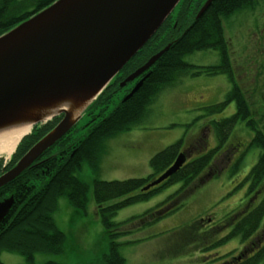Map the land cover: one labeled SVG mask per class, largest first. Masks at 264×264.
I'll return each instance as SVG.
<instances>
[{
  "label": "trees",
  "instance_id": "16d2710c",
  "mask_svg": "<svg viewBox=\"0 0 264 264\" xmlns=\"http://www.w3.org/2000/svg\"><path fill=\"white\" fill-rule=\"evenodd\" d=\"M54 1L0 0V35ZM255 2L256 0H213L198 19L192 20L197 11V6L193 9L191 15L189 14L191 24L182 35L176 34L175 36L172 29L168 33L163 32L174 23L169 18L158 30L156 36L149 40L136 56L126 63L118 76L86 109L84 116L88 115L91 118L88 123L79 129L82 132L81 135L74 138L72 136L73 130L69 132L53 148L38 158L30 168L0 190V201L10 196L14 199V205L8 216L0 224V253H14L24 258V264H33V255L36 253L61 252L64 235L54 225L52 213L61 197L67 198L75 210H84L87 187L76 176L82 163L85 162L94 167L101 142L116 133L130 130L131 126L140 121L146 108L160 91L172 86L177 78L188 73L191 66L184 61L187 55L199 51H218L221 56L220 67L201 68V70L210 75L227 72L229 69L227 60L228 43L224 37L222 19L253 6ZM181 5L178 17L175 20L177 27L185 25L188 20L186 16L192 10L189 0H183ZM167 44H170L169 49L148 69L146 73L148 76L138 92L125 102L122 101V98H119L118 102L114 104V108L105 115L108 104L112 102V98L120 90L118 87L120 81L136 71L149 57L159 52ZM120 91L123 92V95H126L130 89ZM236 98V114L219 124H214V132L220 145L226 142L236 121L239 119L244 120L248 115L247 105L242 96L238 93ZM225 106L226 102L212 106L209 110L210 112H219ZM58 121L59 119L56 118L45 125L34 127L31 134L19 143L9 167H12L26 153V150L45 136ZM203 144V140L194 141L188 147L186 155L193 151L198 153L202 150ZM252 145L260 147L262 150L257 165L253 167L248 176V179L252 181V185H255L260 182L264 175V136L257 132ZM182 148L183 143L178 142L156 153L149 160L152 175L147 179L111 182L95 181L93 183L92 198H94L97 214L101 218L100 222L108 239V253L103 257L106 264H125L117 253L118 244L113 239L125 234L118 232L126 222L114 224L110 221V217L118 210L143 199L145 200L160 188L182 183L180 191L170 198H177L176 201H178L203 181V179L195 180L210 166L216 153L215 150L186 162L177 173L151 192L138 193L113 205V207L103 206L108 201L121 199L133 194V192H139L144 184L163 174L172 165L177 155L183 151ZM215 170H211L210 175L215 174ZM183 191L186 192L179 196ZM150 213L148 212L144 216L150 218L152 216ZM263 214L264 199L250 213L248 212V214L238 219L226 239L237 236L244 243H249V240L256 234ZM180 240H183V237H180ZM252 248L253 246L248 244L244 252L248 253ZM261 262H264V245L250 257L245 260L242 259L241 263L237 264H261ZM0 264L2 263L0 262ZM45 264L55 263L47 262Z\"/></svg>",
  "mask_w": 264,
  "mask_h": 264
},
{
  "label": "rangeland",
  "instance_id": "374dc122",
  "mask_svg": "<svg viewBox=\"0 0 264 264\" xmlns=\"http://www.w3.org/2000/svg\"><path fill=\"white\" fill-rule=\"evenodd\" d=\"M177 9L173 12L172 16L176 13ZM222 26L224 37L229 41L230 49L233 52V58L237 63L242 64L244 72V80L242 83L243 94L249 93L252 95V100L258 99L259 91L264 81V0H256L255 4L251 7L245 8L239 12H235L232 15L222 19ZM213 51L194 52L191 55H187L184 61L188 64L195 65L196 69H189L185 76L177 78L172 86L163 89L157 94L154 100L151 102V106L148 108L144 118L139 124L130 127V130L114 134L113 136L106 138L100 145V150L95 163L92 167L88 163H82L80 170L76 173L77 178L86 185V204L84 210L77 211L69 203L67 198L61 197L57 201L56 208L52 213V221L56 228L64 235V243L62 245L61 252L59 253H36L33 255V264H45L47 262H53L55 264H106L103 262V255L108 253V240L104 234L103 225L96 214L94 198L93 197V183L95 181H124L128 179H142L147 178L150 175L148 162L152 156L164 148L178 142L179 138L185 136L191 138V129L200 123L207 121H218L223 118H228L234 113L235 101H230L225 109L220 113L205 114L201 109L202 105L193 106L192 103L197 104L196 97L198 93L207 85L205 82H201L197 87L190 73L198 71L200 66H212ZM263 53V54H262ZM216 55V52L214 53ZM217 61L215 60L216 64ZM190 77V78H189ZM203 78H199L198 81ZM183 87L185 89H183ZM214 90L215 104L219 100H224L226 93L225 87L220 83H214L210 86ZM207 101L211 95H206ZM123 92H117L116 96L112 98V102L108 104L105 111V115L108 114L113 108L114 104L118 102L119 98H123ZM247 99V98H246ZM221 100V101H222ZM208 103V102H206ZM213 104V103H212ZM190 105V106H189ZM153 107V108H152ZM195 109L191 112H182L186 109ZM155 110V111H154ZM157 114V117H162L163 120L159 124L151 122V116ZM90 116H83L72 136L75 138L81 131L79 130L90 120ZM252 118V115H251ZM163 123H165L163 125ZM258 129L262 130L263 123L259 120L256 121ZM173 131L172 133L176 138L163 144H158L155 147H148L146 140L144 143L139 138L145 137L149 134L161 133L163 131ZM198 132V129H195ZM263 131V130H262ZM264 133V131H263ZM210 135V133H209ZM253 135V131L246 126L245 121H238L234 129L231 131L228 144L240 143L233 155L238 156L239 164L237 166H227L224 171L217 174L212 179L205 182L203 186L195 191L193 199H198L202 202L200 209L202 210L200 215H211V221L207 225L212 227L218 224V222L226 219L231 213L232 209L237 208L239 205L245 202V196L243 200L241 197L246 192L247 184L243 183V179L249 172V170L256 164L260 149L255 146L247 145L248 141ZM204 137L208 135L204 131ZM212 134L209 139L212 142ZM214 142V140H213ZM214 145H210L206 141V149L203 151L208 152L214 149ZM264 181V177L263 180ZM181 188L180 183L173 184L171 186L162 188L160 191L155 192L154 195L147 197L141 202L129 205L118 210L110 221L114 224H120L126 222L132 218L141 217L146 212L153 210L162 203L165 205L161 207H169L175 205L169 211H173L169 216H165L164 219L158 220L150 228L145 229L144 233L138 235V232H134L130 235L116 237L113 240L119 244L117 253L125 260L126 264H169L171 253L167 249L161 253H157L146 258H139L140 252L144 250L145 242L151 239H155L157 236V245L169 244L173 235L178 232V229L183 226L176 224H161L163 221L176 215L178 211L185 209V204L189 203L192 199L191 195H185L178 201L177 198L170 199L177 190ZM208 190H214L215 195L206 198L205 194ZM227 196V194H229ZM133 194L121 198L108 201L104 204L105 207H113V205L121 202L123 199ZM264 194V190L261 195ZM219 197L222 199L219 202ZM261 197V196H260ZM158 218V217H157ZM138 220V219H137ZM136 220V221H137ZM264 224V217L261 220ZM138 224V221L136 222ZM132 225L135 226L137 224ZM206 225V226H207ZM178 235V234H177ZM185 238V235H179ZM175 238V237H174ZM178 241V239H176ZM174 240V241H176ZM168 241V242H167ZM186 241V238H185ZM192 243V241H187ZM177 243V242H176ZM186 243V242H185ZM230 245L233 246L231 253L237 254L243 245H241L239 238H232ZM228 244V245H229ZM181 247L183 250L189 249V245L177 246V249ZM192 247V246H191ZM168 249L171 248L169 245ZM175 251V249L173 250ZM148 252V251H147ZM177 256H185L182 264H197L191 262L189 256H198L194 253H179ZM146 256V255H145ZM223 256V255H221ZM226 259V256L221 260ZM0 261L2 264H24L23 257L14 254L2 252L0 253ZM206 262V259H201ZM218 260V262H220ZM209 263V262H208ZM213 264V263H209ZM264 264V262H261Z\"/></svg>",
  "mask_w": 264,
  "mask_h": 264
},
{
  "label": "water",
  "instance_id": "95a60500",
  "mask_svg": "<svg viewBox=\"0 0 264 264\" xmlns=\"http://www.w3.org/2000/svg\"><path fill=\"white\" fill-rule=\"evenodd\" d=\"M180 0H56L0 36V130L61 120L11 169L0 176V188L25 171L66 135L87 107L153 37ZM207 0L197 18L208 8ZM158 52L120 87L138 79L160 58ZM139 80L124 98L138 92ZM79 111L78 115H74ZM30 127V128H31ZM185 162L178 155L157 186ZM13 200L0 203V222Z\"/></svg>",
  "mask_w": 264,
  "mask_h": 264
},
{
  "label": "flooded vegetation",
  "instance_id": "af4514ba",
  "mask_svg": "<svg viewBox=\"0 0 264 264\" xmlns=\"http://www.w3.org/2000/svg\"><path fill=\"white\" fill-rule=\"evenodd\" d=\"M189 1L191 2L192 9H195V7L198 6L197 12H196V14H197L199 9H200V7L202 5H204V2L206 0H189ZM187 24H188L187 26L189 27L190 23L187 22ZM231 54H232L231 57L233 58V52H231ZM263 62H264V54H263ZM188 65L189 66H194L193 64H188ZM229 65H230V75L232 76V79H233V82L230 85V88H232V86L236 87V89H239V92L243 94V90L241 88V86L242 87L244 86L242 81L244 80V77H245L244 76V72H243V66H242V64L237 63V61H235V60H231ZM233 97H236V96L234 95ZM257 97H258V99L256 101H253L251 99L252 95L248 93L244 99L248 103L247 107L249 109V115L250 116L252 115V118L250 119V123H252V122L256 123V121L259 120L261 123H263V127H264V81H263V85H262ZM203 98L204 97L200 96L199 97V102L202 101ZM234 113H235V111H234ZM211 130L212 129L207 124L203 125V127H201L198 130V132L195 133L194 138L197 137V138H201L202 139L203 135H204V131H206V133H209V132H211ZM255 130H260V129L255 128ZM262 130L264 131V128ZM254 132L255 131H253V134H254ZM252 139H253V137H251V139L248 141L247 145L250 146ZM233 144L235 146V151H236L237 147L240 146V143H237V141H236V143H233ZM222 154L226 155L227 159H226V162H225L221 155H218L216 157L215 164H216L217 167H219L218 170L223 171V168H226L227 166H236V165L239 164V159L240 158L237 159L238 156L232 155V153L230 152L228 147L225 148V150L222 151ZM206 174L210 175V169L207 170ZM250 185H251V182L249 181L247 183L246 190L249 188L248 186H250ZM263 190H264V186L262 188V185L258 184V186L256 185V188H254V190H253V192L251 194L247 195L248 191L245 192L242 195V198L244 196L246 197L245 202L241 206H239L235 211H233L226 219L218 222V224L213 225L212 227H209L207 224H205L203 226V228H202V232H205V231H207V232L205 234H203V235H200V237L203 238V240H208V241H206V243L209 246H212L217 241V239L214 237V235L217 234V233L220 234L224 230L225 231L227 230L228 232L230 230H232L233 229V225L237 222V220L240 219L241 217H243L248 212V210H251L254 207V205L258 203L259 198H261L260 196H261ZM213 195H215V191L214 190L213 191H207L206 194H205V197L209 198V197H211ZM206 221H207L206 223L209 224L208 219H206ZM251 245H253V244L251 243ZM259 246H260V243L258 242L257 243V248ZM248 256H250V253H245L244 257H248ZM240 258H242V254L241 253H240V256L236 255V257H234L233 263H230V264H236L237 262H240L241 261Z\"/></svg>",
  "mask_w": 264,
  "mask_h": 264
},
{
  "label": "crops",
  "instance_id": "0c3cea01",
  "mask_svg": "<svg viewBox=\"0 0 264 264\" xmlns=\"http://www.w3.org/2000/svg\"><path fill=\"white\" fill-rule=\"evenodd\" d=\"M206 95H209V94H206ZM206 95H204V101L208 102L210 99H208V101H207V96ZM211 101H212V99L210 100V102ZM184 111L185 110H183L182 112H184ZM151 120H152L151 122H153L154 124H159V122H161V121H166V120H163L162 117H157V114L152 116ZM172 132L173 131L166 132L164 134L165 137H163V138L156 139V138L152 137V136H154V134H149V135H147L145 137H141L140 140H142V142H144V140H146V143L150 144L151 146H153V145L156 146L158 144H163L164 142H169L172 139L176 138L177 136L175 137V135ZM199 205H200L199 201L195 202V200H192L189 203H186V208L182 212H180V214H181V216L183 218V223H184V224L182 223L183 225L190 224L198 216V213H199V207L198 206ZM187 208H188V212L186 211ZM176 223L177 222H174V224H176ZM157 239L158 238H155V239H152L149 242L145 243V246L147 244H151V245L147 246L144 250H142L140 252V255H139L140 259L142 257L146 258V257L154 255V254L157 255V253H161L165 249H167V251H168L167 247L169 245L171 246V248H173V246L175 245V242L172 239H171V243L170 244L167 243V245L166 244H163V245L158 244L157 245V243H158ZM169 252L171 253V255L169 256L170 257L169 258L170 259L169 264H182L183 263V261H184L183 259L185 257L179 256V255L177 256V254H175L176 252H172V251H169ZM161 263H163V262H161Z\"/></svg>",
  "mask_w": 264,
  "mask_h": 264
},
{
  "label": "bare ground",
  "instance_id": "6f19581e",
  "mask_svg": "<svg viewBox=\"0 0 264 264\" xmlns=\"http://www.w3.org/2000/svg\"><path fill=\"white\" fill-rule=\"evenodd\" d=\"M153 56L154 55H152V57ZM158 59H157V61H158ZM147 61H145V63ZM145 63H143V65ZM78 114H79V111L74 113V115H78ZM51 116H53V114L48 115L47 117L43 118V120L45 122H47L51 119ZM30 127L31 126L29 124H27L24 126H18V127L7 129V130H5V129L0 130V158L5 157V159H8V157H10L13 154L14 150H16V146H17L18 142L20 141V139H22L24 136L26 137V135L29 134L30 129H31ZM215 171H216V173L221 172L218 169H216Z\"/></svg>",
  "mask_w": 264,
  "mask_h": 264
}]
</instances>
